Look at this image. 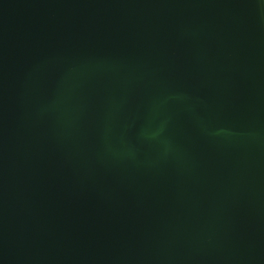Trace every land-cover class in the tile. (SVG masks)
I'll list each match as a JSON object with an SVG mask.
<instances>
[{
	"label": "water",
	"instance_id": "1",
	"mask_svg": "<svg viewBox=\"0 0 264 264\" xmlns=\"http://www.w3.org/2000/svg\"><path fill=\"white\" fill-rule=\"evenodd\" d=\"M0 264H264V0H0Z\"/></svg>",
	"mask_w": 264,
	"mask_h": 264
}]
</instances>
